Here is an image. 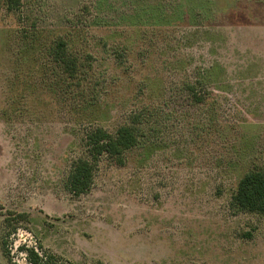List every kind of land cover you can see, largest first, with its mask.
<instances>
[{
  "label": "rangeland",
  "instance_id": "obj_1",
  "mask_svg": "<svg viewBox=\"0 0 264 264\" xmlns=\"http://www.w3.org/2000/svg\"><path fill=\"white\" fill-rule=\"evenodd\" d=\"M59 37L84 62L77 93L51 82ZM134 115L140 145L122 165L101 158L89 192L69 194L89 121L113 131ZM254 164L264 0L0 5V264H29L26 246L47 264H264V215L230 204ZM11 211L28 214L13 230Z\"/></svg>",
  "mask_w": 264,
  "mask_h": 264
},
{
  "label": "trees",
  "instance_id": "obj_2",
  "mask_svg": "<svg viewBox=\"0 0 264 264\" xmlns=\"http://www.w3.org/2000/svg\"><path fill=\"white\" fill-rule=\"evenodd\" d=\"M0 5L8 12H15L21 6V0H0ZM76 51H72L67 40L57 38L52 42L49 51H46L49 65L47 69L54 76L53 82L62 85L60 92L68 95L77 93L73 83L83 73L84 62L80 61ZM89 55H85L87 57ZM87 59V58H85ZM194 102H203L204 95H195ZM139 115H134L127 122H122L113 131L104 126L89 121L91 124L85 128L80 140L82 150L78 156L69 162L67 172L63 180L64 189L73 196H80L89 192L93 185L94 177L98 169V162L105 157L117 165L124 163V153L140 145L142 137L141 121ZM231 207L237 211L264 215V165L254 164L250 166L237 180L235 188L230 196ZM25 212H10L5 217V222L11 223V218L17 221L12 226L15 229L19 219L27 217ZM249 237L250 234L246 233ZM26 254L29 264H47L46 258L42 257L32 247H21Z\"/></svg>",
  "mask_w": 264,
  "mask_h": 264
}]
</instances>
